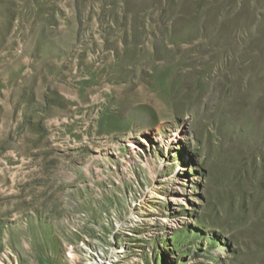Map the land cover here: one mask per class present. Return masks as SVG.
Listing matches in <instances>:
<instances>
[{
	"label": "rangeland",
	"instance_id": "rangeland-1",
	"mask_svg": "<svg viewBox=\"0 0 264 264\" xmlns=\"http://www.w3.org/2000/svg\"><path fill=\"white\" fill-rule=\"evenodd\" d=\"M0 264H264V0H0Z\"/></svg>",
	"mask_w": 264,
	"mask_h": 264
},
{
	"label": "bare ground",
	"instance_id": "bare-ground-1",
	"mask_svg": "<svg viewBox=\"0 0 264 264\" xmlns=\"http://www.w3.org/2000/svg\"><path fill=\"white\" fill-rule=\"evenodd\" d=\"M119 253H121V251H116V253H115V254L117 255V254H119Z\"/></svg>",
	"mask_w": 264,
	"mask_h": 264
}]
</instances>
